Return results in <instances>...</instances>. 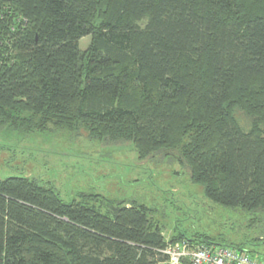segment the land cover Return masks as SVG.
Masks as SVG:
<instances>
[{
	"label": "trees",
	"instance_id": "trees-1",
	"mask_svg": "<svg viewBox=\"0 0 264 264\" xmlns=\"http://www.w3.org/2000/svg\"><path fill=\"white\" fill-rule=\"evenodd\" d=\"M79 128L139 161L164 152L210 202L264 219V0H0V129ZM77 198L0 180V264H162L169 244L212 245L166 240L146 206Z\"/></svg>",
	"mask_w": 264,
	"mask_h": 264
},
{
	"label": "rangeland",
	"instance_id": "rangeland-1",
	"mask_svg": "<svg viewBox=\"0 0 264 264\" xmlns=\"http://www.w3.org/2000/svg\"><path fill=\"white\" fill-rule=\"evenodd\" d=\"M88 44L83 38L79 47L85 50ZM235 118L248 130L242 112ZM9 178L49 183L65 203L78 195H98L111 204L143 205L166 240L176 231L187 239L205 237L213 246L244 245L264 262V219L210 202L202 187L190 183L186 169L164 152L139 161L130 143L93 141L81 128L43 134L0 129V180Z\"/></svg>",
	"mask_w": 264,
	"mask_h": 264
},
{
	"label": "built area",
	"instance_id": "built-area-1",
	"mask_svg": "<svg viewBox=\"0 0 264 264\" xmlns=\"http://www.w3.org/2000/svg\"><path fill=\"white\" fill-rule=\"evenodd\" d=\"M166 257L162 264H264L246 250L213 245H198L180 240L159 251Z\"/></svg>",
	"mask_w": 264,
	"mask_h": 264
},
{
	"label": "crops",
	"instance_id": "crops-1",
	"mask_svg": "<svg viewBox=\"0 0 264 264\" xmlns=\"http://www.w3.org/2000/svg\"><path fill=\"white\" fill-rule=\"evenodd\" d=\"M163 234V233H162ZM164 236V235H163Z\"/></svg>",
	"mask_w": 264,
	"mask_h": 264
}]
</instances>
